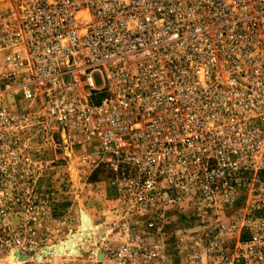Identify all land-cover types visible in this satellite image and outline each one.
Masks as SVG:
<instances>
[{"label":"built area","instance_id":"1","mask_svg":"<svg viewBox=\"0 0 264 264\" xmlns=\"http://www.w3.org/2000/svg\"><path fill=\"white\" fill-rule=\"evenodd\" d=\"M86 251L264 264V0H0V264Z\"/></svg>","mask_w":264,"mask_h":264},{"label":"rangeland","instance_id":"2","mask_svg":"<svg viewBox=\"0 0 264 264\" xmlns=\"http://www.w3.org/2000/svg\"><path fill=\"white\" fill-rule=\"evenodd\" d=\"M95 81L97 82V83H99V78L96 76L95 77ZM87 215L88 216V218H89V226H88V230L86 231V232H82V229L79 231V232H77V233H75V234H81V235H79V239L76 241V245H75V247H74V249H75V251L73 252V253H76L77 252V249H78V247L81 245V244H83V245H85V246H87V244L89 243L88 242V235H90L91 234V232H90V230H92L93 229V226H92V222H91V219H90V217H89V215L87 214V213H85V212H82V216L83 215ZM102 214H103V211H102ZM82 224H83V222H82ZM81 228H82V226H81ZM72 235H74V234H72ZM72 235H70V236H72ZM68 238V237H67ZM65 243V242H64ZM63 243H61L60 244V246L58 247V249H60V247H61V245H62ZM65 245V250L66 249H68V244L66 245V244H64ZM69 250H71V249H69ZM68 250V251H69ZM64 251V250H63ZM63 251H55V253L56 254H58V255H61V253L63 252ZM69 253H72V252H70L69 251ZM86 254H88V251H86V252H83V254H82V256H79V257H77L76 259H75V261H73V260H70V259H63V258H49L48 259V263H44V264H73V262H75L76 264L77 263H81V262H83V261H81L80 259H83L84 257H85V255Z\"/></svg>","mask_w":264,"mask_h":264},{"label":"bare ground","instance_id":"3","mask_svg":"<svg viewBox=\"0 0 264 264\" xmlns=\"http://www.w3.org/2000/svg\"><path fill=\"white\" fill-rule=\"evenodd\" d=\"M84 216V215H83ZM88 226H89V218H88V216L85 214V217H84V220H83V224H82V232H86L87 230H88ZM90 227V226H89ZM79 235H81V234H75L74 233V235H72V236H70V237H68L67 239H66V241H65V243H63L62 245H61V247H60V249H58V247L60 246H58L57 248H56V251H63V250H65V245L64 244H68V250L69 249H71V250H69L70 252H74L75 251V249H74V247H75V245H76V241L79 239Z\"/></svg>","mask_w":264,"mask_h":264},{"label":"crops","instance_id":"4","mask_svg":"<svg viewBox=\"0 0 264 264\" xmlns=\"http://www.w3.org/2000/svg\"><path fill=\"white\" fill-rule=\"evenodd\" d=\"M107 192L110 194V193H113V190L112 189H110V188H108L107 189ZM104 200L100 195H96V196H94V197H91V198H87V200H86V203H85V206H86V208L90 211V212H92V213H94L92 216H93V218H95L96 220H97V218L98 217H100V212L98 213V211L96 210L95 212H94V208H95V206L97 205V204H102V201ZM105 202V201H104ZM97 213V214H96ZM104 213V212H103Z\"/></svg>","mask_w":264,"mask_h":264}]
</instances>
